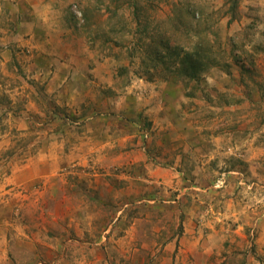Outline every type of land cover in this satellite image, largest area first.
Listing matches in <instances>:
<instances>
[{
    "label": "rangeland",
    "instance_id": "1",
    "mask_svg": "<svg viewBox=\"0 0 264 264\" xmlns=\"http://www.w3.org/2000/svg\"><path fill=\"white\" fill-rule=\"evenodd\" d=\"M138 1L173 46L189 7L200 25L179 44L191 52L199 36L219 59L197 80L178 71L184 52L153 67L132 0H0V30L22 41L16 52L0 41V202L36 227L27 239L35 258L21 262L264 264V10L241 0L231 22L230 0ZM148 100L159 111L148 112ZM108 141L117 155L134 144L156 175L138 165L101 168L112 156ZM33 161L51 162L58 185L117 178L111 209L73 221L80 234L50 225L51 201L22 214L24 196L48 199L47 174L21 179Z\"/></svg>",
    "mask_w": 264,
    "mask_h": 264
},
{
    "label": "crops",
    "instance_id": "2",
    "mask_svg": "<svg viewBox=\"0 0 264 264\" xmlns=\"http://www.w3.org/2000/svg\"><path fill=\"white\" fill-rule=\"evenodd\" d=\"M244 2L250 7L264 10V0H244ZM240 9H241V6H240ZM4 26L6 25L4 24ZM0 33H1L0 41H2V44H10L9 45L10 47L9 46L7 47V51L11 52L10 48H12L13 49L12 51L16 52L14 45L16 41L22 42L21 39L16 38L15 33L13 32L9 33V32H6V30L5 31L0 30ZM46 35H48V33H45V36ZM29 42L30 43L34 42L33 36L31 35H30ZM35 42L38 43V39H36ZM7 51L4 50V52H7ZM3 58H5V56H3ZM13 59L14 58H12V60ZM7 61L9 60H6L4 64L7 66L10 63L11 65L12 63L11 59H10V62H7ZM2 70H4V68H2ZM57 85L59 86L65 85L64 79L63 81L57 82ZM77 93L78 95H80L81 93H84V87L83 88L80 87ZM154 100H157V98ZM154 102L155 101L148 100L146 101V106H148L149 108L150 106L154 105ZM152 108H157V111H159L158 109L159 105L157 106L154 105L153 107H150L148 109V112L155 113V110ZM130 111L132 112L136 111L134 104L133 106L128 105L126 112L129 113ZM110 133L111 135L114 134L113 131H111ZM113 137L114 135H112L110 139L113 140ZM107 145L109 146L102 147L105 150L104 155L107 153L112 156L106 157L103 155L104 157L102 158V160L103 161L106 160L107 162H105V164L102 165L101 168H107L108 166L110 167V164L112 166L118 165L122 167L124 166L133 167V165H138L140 167H143V171L144 169H147L149 172H151V175H156L157 172L151 171V169L148 168V165H149L148 162L150 158L149 156L142 154L140 151H137L139 155H137V153L135 155L133 154L135 150L133 147L134 144L126 146L128 147L127 151L125 149L124 151H122L121 149H117L116 151L120 152L119 155L111 152L113 146L111 145L109 141ZM222 157H224V153L222 154ZM30 164H34L32 167L29 168L32 172L29 171V173L25 174L24 176H22L21 174L22 177L14 176L13 177L14 181L15 182L19 181L20 179L19 177H21L22 180L27 181V179L33 178L35 176L38 177L39 174L41 175V173L47 174L46 177H48L47 179L48 186L46 187L45 191L47 192L46 197L48 199L47 200L43 199V201H41L42 199L34 200L33 198H28L27 196H24L23 199H27L29 202L24 207H22L20 211H22V214L24 215L31 214L32 212L34 211L36 212L39 209V205L41 203L51 201L52 202L51 205L57 206V210L55 211L56 214L55 213L52 214V216L55 218L51 220L52 222L50 225L54 223H59L60 227L63 230H65L66 226L69 225L70 227H74L73 228L74 231L75 232L77 231V233L80 234L81 228L80 229L77 228L78 230L77 229L75 230V226H73L72 222L74 221V223H77L75 222L76 220L78 222H81V216L83 217V215L87 216V217H83L85 219L84 223L93 222L94 218H93L92 213H90V211L97 210V209H100V210L103 209L105 210V212H108L111 209L110 206H108L110 205L111 198L112 197L116 198L117 196V191H114V189L116 188L115 184H117L115 180L117 178L104 177L105 181H103L102 180L103 176L95 174L92 176L93 178L92 177L90 178V180L86 179V177L85 178L80 177L77 184L73 183L71 179L68 181L61 179L63 184L58 185L59 180L56 179V176L52 177L53 171H49L48 166L53 165L51 162L49 163L36 162L35 163V161H33ZM128 176L129 175L126 174L125 179H127ZM72 180H75V179L72 178ZM99 180H102V181L100 184H97ZM12 181L13 180L11 179L8 182H12ZM86 185L88 186V188ZM102 185L104 187L101 189L100 186ZM59 191L61 192L53 195L54 192H59ZM47 208H49V206H47ZM104 221L105 223L110 222V219L106 218ZM81 225H83V223ZM34 229H36L34 224H31V222H28V221L23 222L22 219L16 218L13 212V209L8 207L7 205L2 206L0 202V258H1L0 261L4 260L3 264H22L21 261H30L35 258L34 254L37 252L34 246H32L34 244H32L33 242L27 241V239H29L32 233L34 232L33 231Z\"/></svg>",
    "mask_w": 264,
    "mask_h": 264
},
{
    "label": "trees",
    "instance_id": "3",
    "mask_svg": "<svg viewBox=\"0 0 264 264\" xmlns=\"http://www.w3.org/2000/svg\"><path fill=\"white\" fill-rule=\"evenodd\" d=\"M100 1V0H99ZM134 13L137 19L140 21V29L139 32V39L142 42L141 45L145 42V53L147 54V58L151 61L153 67L158 66L159 62L164 63V59L168 57L169 59L172 57H181L182 52L183 58L181 59V66L179 68V72H181L185 77L190 80H197L200 75L211 66L212 62L217 61L219 58H215V46L213 43L208 41L206 43V47H204L205 39H201L198 36V41L193 45V49L191 52H188L181 44L182 36L186 38L190 35V31L194 29H198L199 22L194 24L197 19V13L191 11L189 7L183 9L184 15L179 16L178 19V26L175 27L177 30V36L181 37V39L177 38L178 43L176 42L175 45H172V37L170 34L165 35L159 32L157 29L152 27V21L145 15L144 16V7L139 4L138 0H132ZM231 6L228 10V14L230 16V21H236L239 18V7L241 0H230ZM111 16H118L117 10H110ZM204 15V14H203ZM202 15V17H203ZM87 18L89 16H86ZM181 17V18H180ZM184 18V19H183ZM202 23V22H201ZM209 27V28H208ZM207 30H210L211 27L208 25L206 26ZM181 36H180V35ZM149 40L148 42L146 40ZM214 43L218 44L216 40ZM144 45V44H143ZM219 47V44L217 46ZM163 60V61H162Z\"/></svg>",
    "mask_w": 264,
    "mask_h": 264
},
{
    "label": "built area",
    "instance_id": "4",
    "mask_svg": "<svg viewBox=\"0 0 264 264\" xmlns=\"http://www.w3.org/2000/svg\"><path fill=\"white\" fill-rule=\"evenodd\" d=\"M224 179H225V176L222 175L221 178H219L218 181L216 182L215 187L220 188L224 184Z\"/></svg>",
    "mask_w": 264,
    "mask_h": 264
}]
</instances>
